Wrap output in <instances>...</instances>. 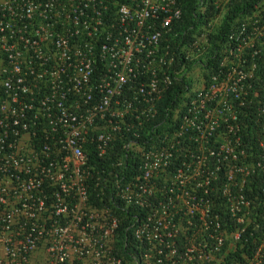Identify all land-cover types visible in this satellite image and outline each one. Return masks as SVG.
I'll return each instance as SVG.
<instances>
[{"label":"built area","instance_id":"1","mask_svg":"<svg viewBox=\"0 0 264 264\" xmlns=\"http://www.w3.org/2000/svg\"><path fill=\"white\" fill-rule=\"evenodd\" d=\"M193 1L0 0V264H264V0Z\"/></svg>","mask_w":264,"mask_h":264},{"label":"trees","instance_id":"2","mask_svg":"<svg viewBox=\"0 0 264 264\" xmlns=\"http://www.w3.org/2000/svg\"><path fill=\"white\" fill-rule=\"evenodd\" d=\"M178 1L182 5V9H183V18H182V21L179 24V28H178L179 31L181 29V32L179 34L180 37H179L178 42L179 43H183L185 41L188 42L189 40H191L192 34L194 33V28H195L194 7H195L196 4H195V2L193 0H178ZM236 2H237L236 3V7L237 8H238V4H239L240 8L244 9V7H246V6L251 8V6L254 5L256 2H258V0H246L245 4H244V2H238V1H236ZM225 26H226V24L224 23L222 25V28L225 27ZM190 27H191V30H189ZM217 39H219L218 36L210 38V43H211L212 47H214V44H215L214 41L217 40ZM215 59L216 58L212 59V63L213 64L215 63ZM199 61H201V59H199ZM181 82H176L173 85V87L171 88V92L167 93V95L164 97L163 101H164V106L165 107L170 106V105H172V103L180 100V96L177 95V94L181 90V84H180ZM174 94L177 95V97H174L175 96ZM160 122H161L160 123V130H165L167 128V127H165L166 122H163V121H160ZM247 238L249 239V236H247Z\"/></svg>","mask_w":264,"mask_h":264},{"label":"clouds","instance_id":"3","mask_svg":"<svg viewBox=\"0 0 264 264\" xmlns=\"http://www.w3.org/2000/svg\"><path fill=\"white\" fill-rule=\"evenodd\" d=\"M192 40V39H191ZM190 41V40H189ZM188 41V42H189ZM188 42H183V43H188ZM193 60V62H192V64L193 65H196V66H198V65H200V63H201V61H202V59H201V57L200 56H198V57H196V56H194L193 58H192ZM199 59H201V61H199ZM193 65H190V66H193Z\"/></svg>","mask_w":264,"mask_h":264}]
</instances>
